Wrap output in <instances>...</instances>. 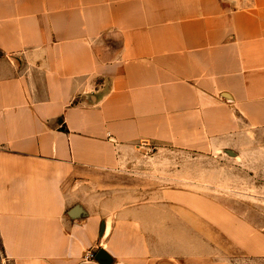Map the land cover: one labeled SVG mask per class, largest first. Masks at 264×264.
I'll list each match as a JSON object with an SVG mask.
<instances>
[{"label": "crops", "instance_id": "crops-1", "mask_svg": "<svg viewBox=\"0 0 264 264\" xmlns=\"http://www.w3.org/2000/svg\"><path fill=\"white\" fill-rule=\"evenodd\" d=\"M261 129L264 0H0L11 264H233L219 239L264 258L262 229L193 188L120 182L151 142L236 157Z\"/></svg>", "mask_w": 264, "mask_h": 264}, {"label": "rangeland", "instance_id": "rangeland-1", "mask_svg": "<svg viewBox=\"0 0 264 264\" xmlns=\"http://www.w3.org/2000/svg\"><path fill=\"white\" fill-rule=\"evenodd\" d=\"M226 148L237 156H229L221 149L214 153L186 154L167 144L151 142L139 148V153L125 154L127 159L123 160L119 181L131 182L126 177H133V183L152 184L158 181V176L165 175L166 188H193L198 197L223 205L264 231V129L247 130L245 136L237 137ZM126 166H130L129 170ZM204 232L208 236L212 233L213 238L221 236L209 227ZM216 243L233 264H264V258H244L226 240L219 239ZM0 264H11L1 248Z\"/></svg>", "mask_w": 264, "mask_h": 264}, {"label": "water", "instance_id": "water-1", "mask_svg": "<svg viewBox=\"0 0 264 264\" xmlns=\"http://www.w3.org/2000/svg\"><path fill=\"white\" fill-rule=\"evenodd\" d=\"M95 257H96V259L103 261V260L107 259V254L102 249H99L96 252Z\"/></svg>", "mask_w": 264, "mask_h": 264}, {"label": "built area", "instance_id": "built-area-1", "mask_svg": "<svg viewBox=\"0 0 264 264\" xmlns=\"http://www.w3.org/2000/svg\"><path fill=\"white\" fill-rule=\"evenodd\" d=\"M89 255H91V256H92V254H89Z\"/></svg>", "mask_w": 264, "mask_h": 264}]
</instances>
